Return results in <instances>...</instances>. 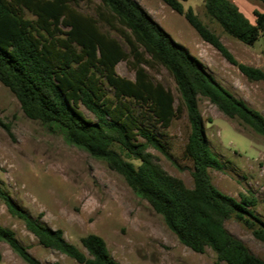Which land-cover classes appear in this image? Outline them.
<instances>
[{
    "label": "trees",
    "instance_id": "1",
    "mask_svg": "<svg viewBox=\"0 0 264 264\" xmlns=\"http://www.w3.org/2000/svg\"><path fill=\"white\" fill-rule=\"evenodd\" d=\"M80 1L0 0V81L29 118L59 123L74 142L121 173L183 244L199 253L211 247L226 264H264L225 227V220L235 216L264 243V219L251 209L256 199L248 194L238 199L212 183L210 168L222 170L224 164L210 150L198 99L207 98L227 117L260 134L263 142L264 114L224 87L137 0H100L94 13L80 10ZM163 1L249 80L264 81V70L239 61L192 7L185 8L182 0ZM204 7L234 38L252 44L264 34V11L255 9L252 22L232 0H204ZM121 61L134 70V79L117 72ZM158 67L174 78L177 105L173 92L151 76L149 69ZM183 111L191 127L184 155L194 163L193 187L170 174L152 151L167 154L157 127H169ZM0 198L43 246L83 264H119L100 235L83 236L80 248L61 230L21 209L1 185ZM1 241L26 263L46 264L0 224Z\"/></svg>",
    "mask_w": 264,
    "mask_h": 264
},
{
    "label": "rangeland",
    "instance_id": "2",
    "mask_svg": "<svg viewBox=\"0 0 264 264\" xmlns=\"http://www.w3.org/2000/svg\"><path fill=\"white\" fill-rule=\"evenodd\" d=\"M179 43L197 56L214 77L237 98L264 114V81L249 80L211 44L204 41L184 15L163 0H137ZM220 36L236 58L264 70V34L254 43L232 37L211 19L204 0H182ZM255 21L254 10L264 11L258 0H232ZM100 0H81L78 8L94 13ZM104 29L106 27L104 26ZM156 81L170 89L179 103V92L172 75L164 68L149 69ZM117 72L134 79L135 72L125 61ZM208 144L224 164L222 170L210 168L212 183L222 192L256 199L253 212L264 219V142L263 137L238 119H230L207 98L199 96ZM86 115L95 119L84 106ZM167 154L156 149L162 166L194 186V163L184 155L190 134L186 111L175 117L167 128L157 127ZM118 148V147H116ZM130 162L138 160L122 154ZM0 185L15 203L53 229H59L71 243L82 247L81 238L89 233L103 237L112 257L119 264H226L217 260L207 247L199 253L183 244L168 227L164 217L136 192L106 161L92 156L74 142L65 127L57 122L29 118L14 93L0 81ZM0 224L15 232L28 251L46 264H83L74 258L43 246L30 232L25 221L12 213L0 198ZM225 227L239 237L251 251L264 259V243L235 216ZM0 264H28L5 242H0Z\"/></svg>",
    "mask_w": 264,
    "mask_h": 264
}]
</instances>
